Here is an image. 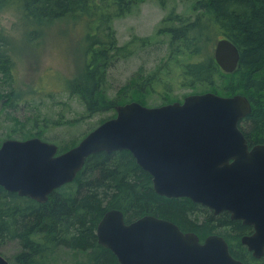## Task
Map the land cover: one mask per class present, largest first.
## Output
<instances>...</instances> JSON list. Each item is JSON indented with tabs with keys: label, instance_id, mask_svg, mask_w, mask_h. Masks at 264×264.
<instances>
[{
	"label": "trees",
	"instance_id": "trees-1",
	"mask_svg": "<svg viewBox=\"0 0 264 264\" xmlns=\"http://www.w3.org/2000/svg\"><path fill=\"white\" fill-rule=\"evenodd\" d=\"M143 1L0 0V10L16 3L28 19L36 22L57 21L71 14L87 18L86 43L79 54L83 57L86 78L82 83L67 81V85L71 93L83 99L89 114H94L129 101L125 100L127 85H123L120 94L112 100L106 98L102 85L106 63L113 56L127 57L132 54L134 49L131 45L136 39L145 46L151 42L152 37H135L121 45L111 23L117 17L130 14ZM167 1L158 0L164 7L169 4ZM196 2L199 10L194 17L172 8L161 20L162 24L172 21L174 25L160 27L155 33L167 31L170 39L167 53L155 72L157 76L155 73L150 75L146 80L149 83L146 89L149 85L186 81L183 84H207L210 86L207 91L222 95L244 94L254 102L245 118L244 131L252 142L264 143V0ZM185 21L192 22L185 24ZM31 22L34 21L28 20L29 24ZM35 28L39 32L40 27L36 25ZM211 29L229 38L239 48L240 60L234 72L223 73L215 61L214 51L201 62H195V56L199 55L196 49L201 41L206 47L208 40L204 38L208 37V30ZM3 54L0 51V81L10 74L11 68L9 59H4ZM216 73L224 74L222 77L226 83H216ZM5 96L0 90V103L11 104L8 95ZM8 117L15 119L11 114ZM17 122L19 126H25L24 121ZM59 122L56 120V123ZM35 123L38 130H30L22 138L39 136L46 140L45 128L50 125L47 119L36 117ZM18 132L23 134L26 130L19 128ZM75 144L76 141L60 144L59 151H66ZM110 209H120L126 222L147 214L171 220L181 230L197 233L201 240L210 234H220L227 239L236 258L246 264H264V255L254 257L242 242V237L252 231L251 225L232 219L227 211L216 214L213 209L189 197L159 194L154 189L152 175L137 163L127 149L91 154L76 178L53 190L46 202L9 192L0 185V247L9 241L18 242L20 249L12 257L13 264H39L61 247L76 252V259L70 264H119L115 253L99 243L96 233L98 223Z\"/></svg>",
	"mask_w": 264,
	"mask_h": 264
},
{
	"label": "water",
	"instance_id": "water-1",
	"mask_svg": "<svg viewBox=\"0 0 264 264\" xmlns=\"http://www.w3.org/2000/svg\"><path fill=\"white\" fill-rule=\"evenodd\" d=\"M214 57L234 72L240 51L227 37L216 41ZM90 131L76 146L33 136L8 138L0 145V185L9 192L46 202L56 188L72 182L86 159L98 151L127 149L168 197H189L252 225L242 242L253 256L264 255V143L250 147L240 120L251 112L244 94L213 91L189 94L183 102L146 106L131 101ZM100 244L120 264H246L234 257L226 238L184 232L173 221L147 214L127 223L120 209L107 211L97 226ZM0 264H12L0 251Z\"/></svg>",
	"mask_w": 264,
	"mask_h": 264
},
{
	"label": "rangeland",
	"instance_id": "rangeland-1",
	"mask_svg": "<svg viewBox=\"0 0 264 264\" xmlns=\"http://www.w3.org/2000/svg\"><path fill=\"white\" fill-rule=\"evenodd\" d=\"M196 1L168 0L169 4L164 7L158 0H145L135 6L131 14L111 21L117 41L121 45L135 37L152 39L146 46L136 39L131 45L134 49L132 54L127 57L113 56L111 61L106 63L102 90L107 99H115L123 85L128 86L125 100L135 97L138 99V95L135 96L138 94L135 86L142 78L139 74L154 70L168 50V33L155 34L158 28L165 26L161 20L172 8L178 13L194 17L199 10ZM28 20L34 22L29 24ZM86 21L84 15L71 14L57 21L36 22L28 19L27 14L16 3L0 10V51L4 53V59H9L11 65L10 74L3 76L0 81V90L8 95L11 103H0V144L12 134V138H22L30 133V130H38L34 126L36 117L46 118L50 124L45 128L46 140L58 145L72 144L98 126L102 118H110L115 114L114 108L89 114L83 99L68 89L67 81L82 83L86 78L83 57L79 55L86 43ZM36 25L40 27L39 32L35 28ZM220 37H223L220 32L208 30V37L204 38L208 43L205 47L203 42H200L196 49L199 55L195 56V62H201L208 54H213L215 43ZM222 76L224 77V74L216 73L215 82L226 83ZM131 77L133 87L128 83ZM209 87L207 84L188 85L179 81L173 90H151L144 94L143 98L147 99L149 105H158L168 99H184L191 92L210 90ZM9 114L14 115L15 119L8 117ZM17 120L24 121L25 126H19ZM56 120L61 122L56 123ZM19 128H24L26 132L20 134ZM19 249L20 245L14 240L0 247L1 253L11 262ZM76 256L75 251L61 247L39 264H70L74 263Z\"/></svg>",
	"mask_w": 264,
	"mask_h": 264
},
{
	"label": "flooded vegetation",
	"instance_id": "flooded-vegetation-1",
	"mask_svg": "<svg viewBox=\"0 0 264 264\" xmlns=\"http://www.w3.org/2000/svg\"><path fill=\"white\" fill-rule=\"evenodd\" d=\"M132 13V12H131ZM130 13V14H131ZM178 25H182L179 21H175ZM189 22H192V21H185V24H187V23H189ZM162 25H165L164 27H169V25H174L173 24V22L172 21H167V22H165V23H163ZM163 32H165V33H167V31H163ZM157 68H158V66L157 67H155V69L154 70H152L151 72H149V73H147V74H139L140 75V77H142L141 79H140V81L139 82H137V86H136V89L138 90V99L140 100V102L141 103H143V104H148V101H147V99H145V98H143V96H144V94H148L151 90H159V91H166V92H168L169 90H173V88H175V85L176 84H163V85H161V84H156L155 86H153V87H150V85H149V88L148 89H146V86L149 84L146 80L150 77V75H152V74H154L155 72H156V70H157ZM155 75L157 76V74L155 73ZM186 81H184V82H181V83H185ZM128 83H130V85L132 86V77H131V80L130 81H128ZM133 87V86H132ZM144 89H146V90H144ZM198 93H201V91L200 92H198ZM185 99V98H184ZM184 99H179V101L180 102H183L184 101ZM170 100V99H169ZM163 101L162 103H160V104H164V103H166V102H170V101ZM173 101H175V100H173ZM251 101V105H252V108H253V106H254V102L252 101V100H250ZM154 106H158V105H154ZM247 116V115H246ZM246 116H244L241 120H240V122H239V125H240V128L243 130V132L245 133V129H246V125H245V123H244V121H245V118H246ZM245 135H246V137H247V134L245 133ZM247 139H248V142H249V145H250V147H252V146H254V145H256V144H259V143H257V142H252L248 137H247ZM263 143V142H262ZM223 212V211H222ZM228 212V211H227ZM221 213V212H220ZM229 213V212H228ZM219 214V213H218ZM230 214V213H229ZM230 216H231V214H230ZM232 218V217H231ZM233 219V218H232ZM235 220H240V219H235ZM242 221V220H241ZM243 222V221H242ZM244 223V222H243ZM245 224V223H244ZM247 225H249V224H247ZM252 226V225H251ZM254 227L252 226V231L250 232V234L251 233H253L254 232Z\"/></svg>",
	"mask_w": 264,
	"mask_h": 264
},
{
	"label": "bare ground",
	"instance_id": "bare-ground-1",
	"mask_svg": "<svg viewBox=\"0 0 264 264\" xmlns=\"http://www.w3.org/2000/svg\"><path fill=\"white\" fill-rule=\"evenodd\" d=\"M3 70V69H2ZM41 139H43L42 137H40ZM110 210H112V209H110ZM109 211V210H108ZM104 216V215H103Z\"/></svg>",
	"mask_w": 264,
	"mask_h": 264
}]
</instances>
